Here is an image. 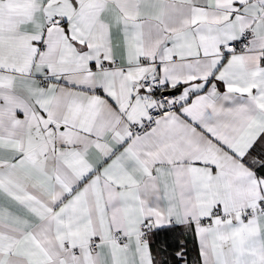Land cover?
I'll list each match as a JSON object with an SVG mask.
<instances>
[{
	"label": "snow or ice",
	"instance_id": "obj_1",
	"mask_svg": "<svg viewBox=\"0 0 264 264\" xmlns=\"http://www.w3.org/2000/svg\"><path fill=\"white\" fill-rule=\"evenodd\" d=\"M0 264H264V0H0Z\"/></svg>",
	"mask_w": 264,
	"mask_h": 264
}]
</instances>
